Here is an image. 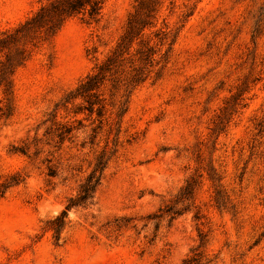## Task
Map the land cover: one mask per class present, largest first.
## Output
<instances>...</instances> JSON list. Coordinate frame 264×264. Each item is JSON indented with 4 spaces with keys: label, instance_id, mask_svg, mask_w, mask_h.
Here are the masks:
<instances>
[{
    "label": "rangeland",
    "instance_id": "obj_1",
    "mask_svg": "<svg viewBox=\"0 0 264 264\" xmlns=\"http://www.w3.org/2000/svg\"><path fill=\"white\" fill-rule=\"evenodd\" d=\"M136 4L69 18L14 73L0 119V264H264V0H161L144 38L165 30L171 43L149 78L106 80L102 115L67 102ZM40 5L0 0V35ZM57 123L73 127L62 141ZM102 155L92 202L69 211L57 240L52 221Z\"/></svg>",
    "mask_w": 264,
    "mask_h": 264
},
{
    "label": "trees",
    "instance_id": "obj_2",
    "mask_svg": "<svg viewBox=\"0 0 264 264\" xmlns=\"http://www.w3.org/2000/svg\"><path fill=\"white\" fill-rule=\"evenodd\" d=\"M40 2L39 9L25 22L16 29L0 35V90L8 101L5 106L0 107V119L11 115L12 77L16 70L30 58L33 48L37 47L41 40L54 36L71 17L80 16L90 21H98L105 0H40ZM160 4L161 0H137L128 18L126 29L116 46L106 59L79 84L75 94L69 96L67 102L73 97H80L86 102L85 109L90 112L94 111L95 105H100L98 110L102 115L106 102L97 91L106 80H112L114 87L117 83L127 80L124 84L134 88L149 78L154 66L160 62L161 57L157 56L161 47L171 43L169 42L171 36L165 30L155 32V42H152L153 39L144 38L145 30L154 26ZM125 62L130 64L131 71L125 76L126 79H123L121 70ZM72 130L73 127L70 124L57 123L51 132H54L62 141L71 134ZM20 150L25 153L27 147H22ZM106 162L104 155L98 158L94 170L81 183L78 193L69 198L64 209L52 221L51 227L57 240L61 237L69 211L74 207L86 206L92 202L100 185ZM186 190V194L192 193L190 183ZM183 264L197 263L187 259Z\"/></svg>",
    "mask_w": 264,
    "mask_h": 264
}]
</instances>
